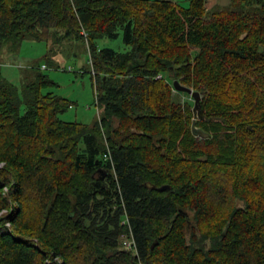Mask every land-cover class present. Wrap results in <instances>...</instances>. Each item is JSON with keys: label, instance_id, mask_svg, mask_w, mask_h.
<instances>
[{"label": "trees", "instance_id": "trees-1", "mask_svg": "<svg viewBox=\"0 0 264 264\" xmlns=\"http://www.w3.org/2000/svg\"><path fill=\"white\" fill-rule=\"evenodd\" d=\"M26 39L85 42L100 114L0 70V264H264V0H0Z\"/></svg>", "mask_w": 264, "mask_h": 264}, {"label": "rangeland", "instance_id": "rangeland-1", "mask_svg": "<svg viewBox=\"0 0 264 264\" xmlns=\"http://www.w3.org/2000/svg\"><path fill=\"white\" fill-rule=\"evenodd\" d=\"M189 1L179 3L187 6ZM98 46L120 52L128 50L121 36L114 40H99ZM43 65H47V68L42 69ZM0 70L4 77L19 87L26 76L31 77L38 70L47 74L54 85L44 92H52L71 103V107L60 116L64 121L90 125L99 118L90 53L82 40L53 45L44 40L26 39L20 46L3 41L0 43ZM180 97L189 98L186 94Z\"/></svg>", "mask_w": 264, "mask_h": 264}, {"label": "water", "instance_id": "water-1", "mask_svg": "<svg viewBox=\"0 0 264 264\" xmlns=\"http://www.w3.org/2000/svg\"><path fill=\"white\" fill-rule=\"evenodd\" d=\"M173 85H174V88H175L176 91L186 92V93L190 94L194 98V101H195L194 113L195 114H197V113H200L201 114L202 113V108L200 106V101H201V94H200V92L194 91L193 88L181 84L178 80H174ZM195 123H196V119L193 120V130L194 131L196 130ZM103 179H104V177H102L100 179V181L102 182ZM167 188H169V187L168 186H164V187H161L160 189L161 190H166ZM157 244H158V241L156 240L152 244V247L151 248L153 249Z\"/></svg>", "mask_w": 264, "mask_h": 264}, {"label": "built area", "instance_id": "built-area-1", "mask_svg": "<svg viewBox=\"0 0 264 264\" xmlns=\"http://www.w3.org/2000/svg\"><path fill=\"white\" fill-rule=\"evenodd\" d=\"M42 68L46 69L47 66L43 65ZM70 70H71V68H70ZM93 74H95V72H93ZM95 95H96V93H95ZM103 158H104V160L107 161V159H110L111 157H110V154L108 153V154H105ZM122 246L124 249H126L128 251H136L137 250V246H136V243H135L133 236L126 237L122 242Z\"/></svg>", "mask_w": 264, "mask_h": 264}, {"label": "crops", "instance_id": "crops-1", "mask_svg": "<svg viewBox=\"0 0 264 264\" xmlns=\"http://www.w3.org/2000/svg\"><path fill=\"white\" fill-rule=\"evenodd\" d=\"M171 1L179 3V1H182V0H171ZM230 2H231V0H206V6L208 9H211L216 5H228Z\"/></svg>", "mask_w": 264, "mask_h": 264}]
</instances>
